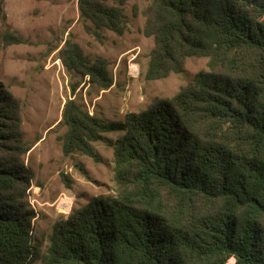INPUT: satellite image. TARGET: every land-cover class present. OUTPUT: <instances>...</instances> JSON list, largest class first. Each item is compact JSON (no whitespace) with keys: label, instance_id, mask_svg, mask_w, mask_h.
Returning <instances> with one entry per match:
<instances>
[{"label":"trees","instance_id":"16d2710c","mask_svg":"<svg viewBox=\"0 0 264 264\" xmlns=\"http://www.w3.org/2000/svg\"><path fill=\"white\" fill-rule=\"evenodd\" d=\"M126 1L78 0L84 28L122 34ZM141 12V32L153 40L146 80L181 72L190 56L206 57L207 69L119 122L67 97L57 123L64 155L98 162L92 143L120 131L116 192L59 216L43 254L31 234L28 169L1 154L16 110L0 95V264H264V0H147ZM59 59L99 89L113 84L108 61L71 39Z\"/></svg>","mask_w":264,"mask_h":264},{"label":"rangeland","instance_id":"374dc122","mask_svg":"<svg viewBox=\"0 0 264 264\" xmlns=\"http://www.w3.org/2000/svg\"><path fill=\"white\" fill-rule=\"evenodd\" d=\"M77 1L0 0V95L6 93L7 102L16 110L8 123L12 127L9 146L1 154L15 156L28 169L25 198L35 212L31 234L41 254L59 216L84 205L92 196L112 197L116 192L112 142L120 131L105 132L102 140L92 143L100 156L98 162L81 152L64 155L57 136L65 128L57 123L67 97L83 102L90 114L119 122L126 112L172 96L199 70L207 69L206 57L190 56L181 72L146 80L143 74L153 46L152 37L141 32V11L147 0L125 2L122 34L103 28L99 36L84 28ZM7 33L19 41L3 44L1 37ZM66 39L80 45L91 59L108 61L113 77L108 89H99L88 83V77L66 71L59 59ZM75 83L79 86L71 93ZM233 262L228 260V264Z\"/></svg>","mask_w":264,"mask_h":264},{"label":"bare ground","instance_id":"6f19581e","mask_svg":"<svg viewBox=\"0 0 264 264\" xmlns=\"http://www.w3.org/2000/svg\"><path fill=\"white\" fill-rule=\"evenodd\" d=\"M232 260H234V258H232Z\"/></svg>","mask_w":264,"mask_h":264}]
</instances>
